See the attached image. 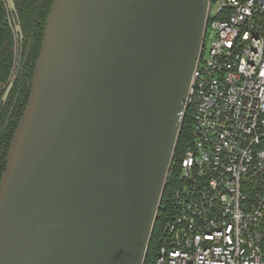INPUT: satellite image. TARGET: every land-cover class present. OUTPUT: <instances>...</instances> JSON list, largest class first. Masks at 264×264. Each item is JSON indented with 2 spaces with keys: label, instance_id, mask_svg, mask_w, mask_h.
<instances>
[{
  "label": "water",
  "instance_id": "95a60500",
  "mask_svg": "<svg viewBox=\"0 0 264 264\" xmlns=\"http://www.w3.org/2000/svg\"><path fill=\"white\" fill-rule=\"evenodd\" d=\"M208 0H54L0 182V264H145Z\"/></svg>",
  "mask_w": 264,
  "mask_h": 264
},
{
  "label": "built area",
  "instance_id": "2783aa9c",
  "mask_svg": "<svg viewBox=\"0 0 264 264\" xmlns=\"http://www.w3.org/2000/svg\"><path fill=\"white\" fill-rule=\"evenodd\" d=\"M4 2L18 42L14 0ZM14 77L15 70L1 103ZM188 108L193 142L180 159L153 264H264V0H208L182 124Z\"/></svg>",
  "mask_w": 264,
  "mask_h": 264
},
{
  "label": "trees",
  "instance_id": "16d2710c",
  "mask_svg": "<svg viewBox=\"0 0 264 264\" xmlns=\"http://www.w3.org/2000/svg\"><path fill=\"white\" fill-rule=\"evenodd\" d=\"M53 1L14 0L21 27V38L17 42L8 21L5 2L0 0V99L15 70L8 96L0 103V182L6 167L11 140L30 97L33 73ZM193 121L192 109L188 108L181 126L145 264H153L157 251L163 243V215L172 202L173 188L180 170V159L193 142Z\"/></svg>",
  "mask_w": 264,
  "mask_h": 264
},
{
  "label": "rangeland",
  "instance_id": "374dc122",
  "mask_svg": "<svg viewBox=\"0 0 264 264\" xmlns=\"http://www.w3.org/2000/svg\"><path fill=\"white\" fill-rule=\"evenodd\" d=\"M7 1V0H6ZM11 19L14 21L15 20V22H16V19H15V17H14V15H11ZM210 34H211V30H210ZM206 45H207V47H209V45H210V41H209V38H208V40H207V42H206ZM1 103V102H0Z\"/></svg>",
  "mask_w": 264,
  "mask_h": 264
},
{
  "label": "flooded vegetation",
  "instance_id": "af4514ba",
  "mask_svg": "<svg viewBox=\"0 0 264 264\" xmlns=\"http://www.w3.org/2000/svg\"><path fill=\"white\" fill-rule=\"evenodd\" d=\"M16 13H17V11H16ZM17 15H18V13H17ZM19 18V17H18Z\"/></svg>",
  "mask_w": 264,
  "mask_h": 264
}]
</instances>
